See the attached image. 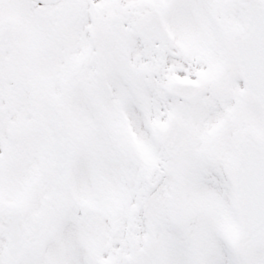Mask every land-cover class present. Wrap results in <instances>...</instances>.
<instances>
[{"label": "snow or ice", "instance_id": "6c2138e0", "mask_svg": "<svg viewBox=\"0 0 264 264\" xmlns=\"http://www.w3.org/2000/svg\"><path fill=\"white\" fill-rule=\"evenodd\" d=\"M0 264H264V0H0Z\"/></svg>", "mask_w": 264, "mask_h": 264}]
</instances>
